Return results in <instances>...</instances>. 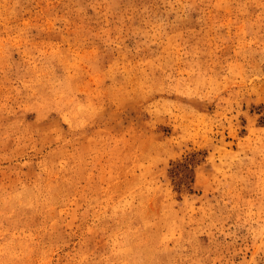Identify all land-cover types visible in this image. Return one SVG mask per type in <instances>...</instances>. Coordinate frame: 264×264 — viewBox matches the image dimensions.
Instances as JSON below:
<instances>
[{"label": "rangeland", "instance_id": "374dc122", "mask_svg": "<svg viewBox=\"0 0 264 264\" xmlns=\"http://www.w3.org/2000/svg\"><path fill=\"white\" fill-rule=\"evenodd\" d=\"M0 264H264V0H0Z\"/></svg>", "mask_w": 264, "mask_h": 264}]
</instances>
